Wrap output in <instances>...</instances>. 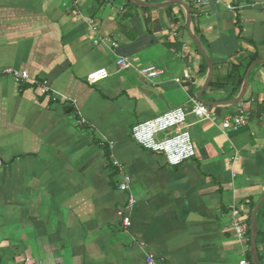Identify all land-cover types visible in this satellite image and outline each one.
I'll return each mask as SVG.
<instances>
[{"label": "crops", "instance_id": "obj_1", "mask_svg": "<svg viewBox=\"0 0 264 264\" xmlns=\"http://www.w3.org/2000/svg\"><path fill=\"white\" fill-rule=\"evenodd\" d=\"M174 1L188 6L213 65L201 99L232 100L240 88L215 86L232 67L264 60V0ZM171 7L0 0V72L29 76L0 79L1 264H144L146 253L164 264L248 261L249 241L235 238L228 215L237 207L246 222L264 197V65L248 78L245 125L222 134L220 121L236 108L204 106L210 121L191 113L206 66L183 10ZM119 59L132 68L118 71ZM100 68L109 77L89 85L86 75ZM143 68L160 75L146 79ZM32 81L75 107L40 95ZM79 117L85 126H76ZM101 139L114 144L113 158L131 180L135 206L126 232L116 215L126 196ZM258 211L256 254L264 264V205Z\"/></svg>", "mask_w": 264, "mask_h": 264}, {"label": "built area", "instance_id": "obj_2", "mask_svg": "<svg viewBox=\"0 0 264 264\" xmlns=\"http://www.w3.org/2000/svg\"><path fill=\"white\" fill-rule=\"evenodd\" d=\"M210 1L211 0H199L194 3L200 7H207L210 4ZM229 10L233 11V9L231 8ZM87 23L90 26L91 30L94 32L96 30L94 22L87 21ZM115 67L118 71H125V70L132 68L131 64L127 62L125 59L117 60L115 63ZM138 74L142 77H145L146 79H154L160 75V72L155 68H143L138 71ZM108 77H109L108 72L105 69L100 68V69H96V70L89 72L86 75L85 80L89 85H94L96 83L106 80ZM2 78H9L13 80L14 82H21V81L27 82L29 80V76L25 71H17L11 68L4 69L3 71L0 72V79ZM31 84L35 88H37L40 95L49 96L52 102L61 100V101H64V103H68L71 106L75 107L74 102L64 98L60 94L51 90L47 86L46 82L32 81ZM235 108H236L235 114L228 115L220 121L219 129L224 135H226L227 133L231 131L237 130L238 128L242 127L246 123V114H245L247 112L246 104L243 101H240V103L237 106H235ZM191 113L198 118H203V120L210 121L211 119V116L206 113L205 107L197 101H193V109ZM85 124H86L85 120L80 117L76 121L77 127H83L85 126ZM98 146L106 150L110 160L112 161V166L118 171L119 176H120V183L117 186V190L120 193L125 194L126 199H125L124 205L122 206L121 209L117 211L116 215L120 221L121 229L124 232H126L129 229L130 224H131L130 212L135 206V199L130 189L131 180H130V177L124 172L123 167L113 158L112 151L114 148V144L110 141L101 139L98 142ZM2 164L3 163L0 160V166ZM228 220H229V226L235 238L239 242H242V243L246 242L248 226L246 225V222H245L246 219L242 217L240 209L237 207L231 206L229 209ZM139 246L141 248H144L143 243H140ZM144 264H164V263L160 258L155 257L151 253H146L144 257ZM238 264H251V263L243 259Z\"/></svg>", "mask_w": 264, "mask_h": 264}, {"label": "water", "instance_id": "obj_3", "mask_svg": "<svg viewBox=\"0 0 264 264\" xmlns=\"http://www.w3.org/2000/svg\"><path fill=\"white\" fill-rule=\"evenodd\" d=\"M125 1L135 5L136 7L145 8V9H164V8L171 7V6H177L183 10L184 16H185V24L184 25H185V28L187 31V35H188L191 43L193 44L195 50L200 55V57L202 58L205 66H206V76H205L203 85L201 86V89H200V91L196 97L197 102H199L200 104H202L205 107L231 108V107L237 106L240 103V101L243 100V98L246 94L248 78L250 76L252 69L257 65H264V60H255L248 66V68H247V70L243 76L239 92L235 98H233L230 101L223 102V103H206L201 99V96H202L203 92L207 89V87L211 81L213 65H212L210 58L207 56L202 44L200 43L198 37L194 33L193 26H192V18H191V14H190V10H189L188 6L182 2H178V1H174V0H170V1H167V2H164L161 4H157V5L143 4V3L139 2L138 0H125ZM262 205H264V197L261 198L255 204V206L252 208L251 213H250V217H249V256H250V263L251 264H258L257 254H256V236H257L256 215H257V212L261 208Z\"/></svg>", "mask_w": 264, "mask_h": 264}, {"label": "trees", "instance_id": "obj_4", "mask_svg": "<svg viewBox=\"0 0 264 264\" xmlns=\"http://www.w3.org/2000/svg\"><path fill=\"white\" fill-rule=\"evenodd\" d=\"M172 8V7H171ZM195 35H196V31H194ZM200 41V40H199ZM201 43V41H200ZM202 44V43H201ZM193 46V44H192ZM194 48V46H193ZM195 49V48H194ZM255 57H252L248 60H246L244 63L236 66V67H232L230 69V71L228 72L227 76H226V80H225V83L223 85H219V86H215L217 88H222V89H225L226 87H233L234 88V93L237 92V90L240 88V85L242 83V79H243V76L248 68V66L253 62L255 61ZM204 64V63H203ZM203 68L205 69V64L203 65ZM210 85V84H209ZM103 149V148H102ZM104 150V149H103ZM104 152L107 154L106 150H104ZM107 157H108V160L110 159L108 154H107ZM110 168L112 170V174L114 175V177L117 178V182H116V188L118 186V184L120 183V176H119V173L118 171L112 166V161H110ZM263 207V205L261 206V208ZM253 208V205L250 206V210ZM260 208V209H261ZM259 212V211H258ZM258 215V214H257ZM250 217V216H249ZM258 216H256V220H257ZM247 226L249 227V218L247 219ZM256 238L258 239V232H257V236ZM257 239H256V242H257ZM246 241L248 243L249 241V228H248V233H247V238H246ZM248 261L250 262V259H249V255H248Z\"/></svg>", "mask_w": 264, "mask_h": 264}, {"label": "rangeland", "instance_id": "obj_5", "mask_svg": "<svg viewBox=\"0 0 264 264\" xmlns=\"http://www.w3.org/2000/svg\"><path fill=\"white\" fill-rule=\"evenodd\" d=\"M137 132H135V131H133V138L135 139V141L137 142V143H139V139H138V137H137ZM153 139L152 140H154V137H152ZM144 146V145H143ZM170 149H171V152H174V151H177L178 150V148L175 146V145H173V146H171L170 147ZM153 150V152H158V150H156V149H152ZM189 154L190 153H188L187 154V156H189ZM170 162V161H169ZM173 162V161H172ZM171 164H174V163H171ZM121 165V164H120ZM132 191V190H131Z\"/></svg>", "mask_w": 264, "mask_h": 264}]
</instances>
